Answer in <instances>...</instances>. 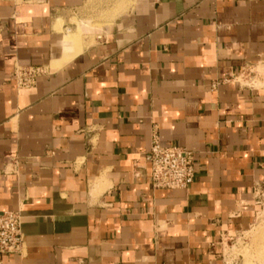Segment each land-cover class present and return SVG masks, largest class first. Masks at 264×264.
I'll return each instance as SVG.
<instances>
[{
  "label": "crops",
  "instance_id": "0c3cea01",
  "mask_svg": "<svg viewBox=\"0 0 264 264\" xmlns=\"http://www.w3.org/2000/svg\"><path fill=\"white\" fill-rule=\"evenodd\" d=\"M84 4L0 0V211L25 237L4 264H223L264 186V87L239 81L264 0H136L101 26ZM18 67L44 74L20 89ZM156 134L194 153L188 189H154Z\"/></svg>",
  "mask_w": 264,
  "mask_h": 264
},
{
  "label": "built area",
  "instance_id": "2783aa9c",
  "mask_svg": "<svg viewBox=\"0 0 264 264\" xmlns=\"http://www.w3.org/2000/svg\"><path fill=\"white\" fill-rule=\"evenodd\" d=\"M44 74L40 67H18L13 79L20 89L33 88L38 78ZM220 85L216 82L213 89ZM151 164V180L154 189H188L195 180L196 162L192 151L178 145L164 146L156 134L147 154ZM261 185L255 191L259 194ZM25 237L22 231V216L19 212L0 211V264L5 263L7 255L22 254Z\"/></svg>",
  "mask_w": 264,
  "mask_h": 264
},
{
  "label": "rangeland",
  "instance_id": "374dc122",
  "mask_svg": "<svg viewBox=\"0 0 264 264\" xmlns=\"http://www.w3.org/2000/svg\"><path fill=\"white\" fill-rule=\"evenodd\" d=\"M130 2L133 3L132 7L136 0ZM126 5L127 0H85L84 6L71 15L81 20L91 18L89 20L92 24H103L129 11L130 9L125 11ZM239 81L250 87H264L259 86L264 82V66L247 68L241 73ZM254 194L256 205L249 224L234 235L220 240L218 255L223 264H264V186L259 194L256 191Z\"/></svg>",
  "mask_w": 264,
  "mask_h": 264
},
{
  "label": "bare ground",
  "instance_id": "6f19581e",
  "mask_svg": "<svg viewBox=\"0 0 264 264\" xmlns=\"http://www.w3.org/2000/svg\"><path fill=\"white\" fill-rule=\"evenodd\" d=\"M133 1V0H132ZM133 4V3H132ZM131 2H130V0L128 1L127 0V5H126V7H127V10H129V9H131L132 7H131ZM99 26H101V24H98ZM75 38L74 37H71L70 39H69V41L68 42H71V43H73V42H75Z\"/></svg>",
  "mask_w": 264,
  "mask_h": 264
}]
</instances>
